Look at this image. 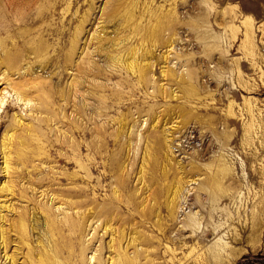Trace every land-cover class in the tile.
<instances>
[{"label":"rangeland","instance_id":"1","mask_svg":"<svg viewBox=\"0 0 264 264\" xmlns=\"http://www.w3.org/2000/svg\"><path fill=\"white\" fill-rule=\"evenodd\" d=\"M134 4L162 17L169 82L91 68L112 69L97 38ZM0 23V264H264V0H0Z\"/></svg>","mask_w":264,"mask_h":264},{"label":"bare ground","instance_id":"2","mask_svg":"<svg viewBox=\"0 0 264 264\" xmlns=\"http://www.w3.org/2000/svg\"><path fill=\"white\" fill-rule=\"evenodd\" d=\"M151 18H153L152 19L153 22H155L154 19H157V21H160L162 19V17H159V16H155V15L149 16L145 12L141 13V8L138 7L136 4H134L133 6H129L126 9H123V12L120 15H116L114 18H112L109 22H116V25L118 26L116 28V34H115L116 37H114V38L105 37L102 39V37H101L102 34H100L97 38L100 49H103V51H104V46L109 45V47L106 49L107 51L105 53V57H106V61H108V63L111 65L110 67L112 69L107 70V69L101 68V66H99V65H97V67H96L95 66L96 64H93V66H91L92 70L96 71L97 74L104 76V77L105 76H112V75H114V72L123 71V76L126 75V78H124L122 85H123V88H126L127 85L132 84L133 80L130 79L131 76H133L135 74H139L140 72H143V71H145V72L143 74L139 75L140 78L144 77V75H150V72L153 71L154 65L157 64V66H159V65L160 66H168L169 70L165 71V72L164 71L161 72L160 75L162 77H165L168 82L171 81L170 77L173 74V69L169 68V67H171L170 66L171 60H170L169 54L163 53L162 55L157 56L155 53L158 48L162 47L164 43H167L169 38L162 35V33H159L156 29H154L155 27L152 28L149 25ZM161 22H163V20H161ZM118 23H120V24H118ZM243 25L245 27V38L248 41L252 35L250 23L248 20H245V21H243ZM6 27H7L6 25L3 26V24L0 23V32L2 33L4 30H6ZM171 40L172 39H170V41H169L171 43H175L176 41L177 42L179 41V40H173V41H171ZM170 45H173V44H170ZM4 46L5 45L2 42H0V47L3 48ZM73 47H74V43H73ZM34 50L35 49H33L32 52ZM11 51L6 50L4 55L0 54V66L4 65L3 63H5V62H3V61L4 60L6 61V59H8L7 57ZM39 51H40V49H37V50H35V53L33 52L32 54H34L35 56L36 55L38 56V54H41V53H39ZM14 53H15L14 55H16V54L18 55L17 52H14ZM19 54H21V53H19ZM28 54H29V51L23 53V55H18V57H19L18 59H20V58L22 59L23 57H26ZM11 55H12V52H11ZM39 56H41V55H39ZM13 58H15V57H13ZM16 60H17V58H16ZM91 68L89 69L90 72H91ZM118 70H121V71H118ZM75 85H76V82L72 83V88L69 89V91H67V93H66V90L63 91L62 94L60 93V92H62V90L60 92L57 91V93L56 92L55 93L61 97L67 98V96H68V97L72 98V93L76 94L77 86H75ZM13 88H14V91L16 92V94L19 96L20 100L27 101V102H32L34 99L30 98V95L33 92H38V88H36V86L26 84L25 82H21L20 84L14 86ZM99 88L105 89L106 87L101 86ZM166 96L169 97L168 91H166L165 97ZM104 99H105V97H101L99 99V104H101V105L104 104L106 106L105 103L107 101H105ZM55 100H56V98H55ZM56 101H54V103H56ZM40 106L41 107H37V113H40L42 111V109L45 108V106H43L42 102H40ZM83 109L86 111L87 106L84 105ZM107 109L108 108L104 107V110H107ZM20 121H21L20 119L17 120L18 126L21 127V129H19L20 132H25L26 130L31 131L30 128H28V127H22L23 125L20 124L21 123ZM37 128H35V130ZM31 129H32V127H31ZM9 133H10L9 131L6 133V136L4 138L5 141H4V143H2V150L4 151V160H5V167H4L5 171L9 170V166H10L9 161H10V156H11V153H9V148L13 146L11 142L14 138V135H10ZM41 183H42V180L39 182V184H41ZM6 189H7L6 187L5 188L3 187V190H6ZM38 206H39L40 211L44 212L46 210L42 205H38ZM26 214H29L28 210L23 211V213H21L19 215L21 221L25 219ZM47 215H46L47 217L45 219V223L48 226V228L50 229V231H52L54 229L55 225L57 224L59 226V224L56 222H53L50 218L51 216H49V214H47ZM32 223H34V225L32 226V232H37V236H42L40 229L37 227V226H39L40 219L37 218V216L35 214L32 217ZM70 223H71L70 227L73 229V227L75 226V220H71ZM21 225L22 226L25 225L24 227H26V224H24L23 222H21ZM2 232L0 229V240L2 241L3 247H6L7 244H9V243L5 240L4 233H2ZM39 243H41V242H39ZM226 249L227 250L229 249L228 244L223 243L220 240V241H217L216 243L211 245L210 252L212 253L213 258L218 262L219 260H223L224 257H226V259L232 258V257L229 258L227 256L228 254L226 253L227 252ZM44 250L50 251L51 248L50 249L44 248ZM27 254H28L27 255L28 257H31L33 252L29 251V253H27ZM12 258H13V256H12ZM12 258L9 259L7 257V259H9V261H10V264H15V262Z\"/></svg>","mask_w":264,"mask_h":264}]
</instances>
